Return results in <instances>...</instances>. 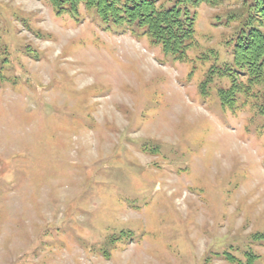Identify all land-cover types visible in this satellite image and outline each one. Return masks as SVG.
<instances>
[{"label": "rangeland", "instance_id": "374dc122", "mask_svg": "<svg viewBox=\"0 0 264 264\" xmlns=\"http://www.w3.org/2000/svg\"><path fill=\"white\" fill-rule=\"evenodd\" d=\"M241 3L200 5L174 62L84 8L0 0V264H264V104L202 96L219 63L194 58L223 60Z\"/></svg>", "mask_w": 264, "mask_h": 264}, {"label": "trees", "instance_id": "16d2710c", "mask_svg": "<svg viewBox=\"0 0 264 264\" xmlns=\"http://www.w3.org/2000/svg\"><path fill=\"white\" fill-rule=\"evenodd\" d=\"M46 2L56 16L80 18L84 8L101 23L130 30L160 48L163 56L174 62H185L190 51L198 50L195 20L202 5L220 6L223 0H37ZM236 12L238 14H236ZM219 20V17H216ZM227 20L238 21L234 35L225 42L226 55L219 62L214 50L195 55L198 61L212 59L199 82L204 96L211 84L217 85L220 105L230 107L236 97L264 104V0H242L238 9L227 14ZM228 21L226 24H228ZM4 34L0 29V67L7 63ZM33 49V48H32ZM230 57V58H229ZM232 57V59H231ZM226 85H222L223 80ZM225 80V81H226Z\"/></svg>", "mask_w": 264, "mask_h": 264}]
</instances>
